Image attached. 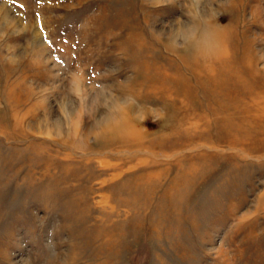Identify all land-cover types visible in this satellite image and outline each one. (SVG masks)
<instances>
[{
  "label": "rangeland",
  "instance_id": "1",
  "mask_svg": "<svg viewBox=\"0 0 264 264\" xmlns=\"http://www.w3.org/2000/svg\"><path fill=\"white\" fill-rule=\"evenodd\" d=\"M0 264H264V0H0Z\"/></svg>",
  "mask_w": 264,
  "mask_h": 264
},
{
  "label": "bare ground",
  "instance_id": "2",
  "mask_svg": "<svg viewBox=\"0 0 264 264\" xmlns=\"http://www.w3.org/2000/svg\"><path fill=\"white\" fill-rule=\"evenodd\" d=\"M206 52V51H205Z\"/></svg>",
  "mask_w": 264,
  "mask_h": 264
}]
</instances>
